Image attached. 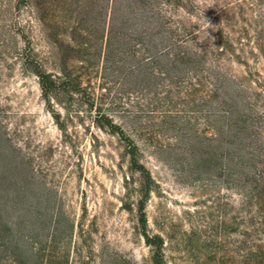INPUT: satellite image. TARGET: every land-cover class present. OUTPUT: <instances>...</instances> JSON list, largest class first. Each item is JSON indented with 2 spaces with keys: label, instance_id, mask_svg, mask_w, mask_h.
<instances>
[{
  "label": "rangeland",
  "instance_id": "rangeland-1",
  "mask_svg": "<svg viewBox=\"0 0 264 264\" xmlns=\"http://www.w3.org/2000/svg\"><path fill=\"white\" fill-rule=\"evenodd\" d=\"M190 1L199 7L193 20L214 32L208 15L216 0ZM26 53L56 77L51 106ZM100 68L97 59L86 64V0H0V207L16 225L8 238L23 247L27 264H152L138 224L145 181L86 105L88 80L95 96L105 93ZM191 106L182 115L196 124ZM160 120L145 121L139 134L159 132L160 141L138 139L152 178L149 233L164 239L168 264H237L241 198L208 158H189L197 148L176 143Z\"/></svg>",
  "mask_w": 264,
  "mask_h": 264
},
{
  "label": "trees",
  "instance_id": "trees-1",
  "mask_svg": "<svg viewBox=\"0 0 264 264\" xmlns=\"http://www.w3.org/2000/svg\"><path fill=\"white\" fill-rule=\"evenodd\" d=\"M215 4L208 15L216 26L212 32L193 20L199 7L190 0H86V64L99 61L98 87L105 92L99 99L88 80L86 105L96 109L94 124L123 143L132 170L145 181L138 224L152 250V264L168 263L164 239L148 229L152 178L141 161L138 139L160 141L159 132L139 136L145 121L159 119L176 143H187L188 151L197 148L189 158H208L210 169L227 177L241 198L237 264H264V0ZM181 10L189 15L181 16ZM23 61L39 78L51 106L56 77L29 53ZM234 64L243 73L235 74ZM190 106L196 124L182 115ZM7 216L0 207V264L3 254H9L7 264H27L23 247L8 238L17 229Z\"/></svg>",
  "mask_w": 264,
  "mask_h": 264
}]
</instances>
